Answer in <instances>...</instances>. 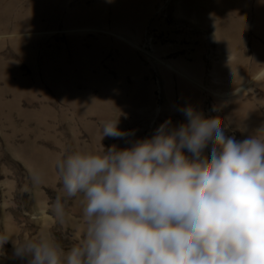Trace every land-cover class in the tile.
Instances as JSON below:
<instances>
[{"label": "rangeland", "instance_id": "rangeland-1", "mask_svg": "<svg viewBox=\"0 0 264 264\" xmlns=\"http://www.w3.org/2000/svg\"><path fill=\"white\" fill-rule=\"evenodd\" d=\"M183 1L152 0L145 17L136 14L138 22L118 19L107 8L103 26L83 27L70 26L71 11L85 2V15L104 8L103 0H64V12L38 14L43 27L19 33L12 28L18 21L0 6V235L9 238L0 264H27L14 251L28 240L51 237L69 250L84 239L82 194L65 200L63 220L53 209L57 197L64 198L57 170L62 158L131 147L166 120L170 127L186 122V106L219 117L225 135L238 141L264 129L259 0H251L250 13L242 15L233 8L209 14V6L195 0L184 11ZM30 3L18 0L16 8ZM239 16L238 29L226 33L227 19ZM230 41L235 44L227 46ZM235 72L246 74L232 79ZM106 122L134 135L102 138ZM37 174L41 180L34 184Z\"/></svg>", "mask_w": 264, "mask_h": 264}, {"label": "clouds", "instance_id": "clouds-1", "mask_svg": "<svg viewBox=\"0 0 264 264\" xmlns=\"http://www.w3.org/2000/svg\"><path fill=\"white\" fill-rule=\"evenodd\" d=\"M181 111L186 122L166 120L131 147L59 160L64 198L54 212L63 220L65 200L82 194L85 237L69 250L28 240L14 255L27 264H264V129L238 141L219 117ZM131 135L118 122L102 129V138ZM8 240L0 235V248Z\"/></svg>", "mask_w": 264, "mask_h": 264}, {"label": "bare ground", "instance_id": "bare-ground-1", "mask_svg": "<svg viewBox=\"0 0 264 264\" xmlns=\"http://www.w3.org/2000/svg\"><path fill=\"white\" fill-rule=\"evenodd\" d=\"M18 0H5V2L0 1V6L3 8V10L8 11L10 13V17L12 19H16L18 22L12 27L15 31L14 33H19V31H32L34 29L42 28L43 25L39 21V18L37 17L38 14H57L60 11L64 12L65 9V2L64 0H29L30 6L26 8H16V3ZM152 0H112V2H108V0H103L104 8H98L93 7L91 9H88L85 15H80L82 12L85 11V8H83L82 5H84L85 2H82V4L76 5V7L71 11L72 14L69 19L67 18V21L71 22V25H74L77 23L79 24H85L86 25H99L103 26L105 23V18L108 16V9L118 18H126L130 21H136L138 22V18L136 14L141 13L145 17L144 9H148V3ZM197 3H206L209 6V14H221V10L223 8H233L236 11H238L241 14V11L244 10V12L247 14L251 11V0H195ZM8 2V4H5ZM61 2L62 6L55 7L54 3ZM183 9L184 11H188L191 6L190 0H184L183 1ZM141 7V8H140ZM139 8V9H138ZM138 9V10H137ZM3 11V12H5ZM197 12L201 13L202 10L199 8L197 9ZM238 13V14H239ZM79 14V15H77ZM242 15V14H241ZM69 17V15H68ZM144 19V18H143ZM142 19V20H143ZM244 19V16H239V18L235 19L233 17H229L227 19V27L225 29V32L228 34H231L235 32L240 24L242 23ZM256 26L259 25V30L264 35V0H259V3L257 5L256 10ZM101 23V24H99ZM140 24V22L138 23ZM263 25V26H261ZM78 27V26H75ZM222 29V28H219ZM30 42L27 41H21L20 44L27 45ZM223 45H226L223 40L221 41ZM235 44L234 41H230V43L227 46H233ZM231 65L226 66L228 68L227 73L231 72ZM225 70V67L223 68ZM252 71H257V66H253ZM246 74V73H245ZM244 72L234 73L232 76V79H239L242 80L245 77ZM258 74L257 76H259ZM241 89L235 90L232 92V94H236Z\"/></svg>", "mask_w": 264, "mask_h": 264}]
</instances>
